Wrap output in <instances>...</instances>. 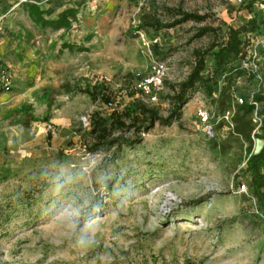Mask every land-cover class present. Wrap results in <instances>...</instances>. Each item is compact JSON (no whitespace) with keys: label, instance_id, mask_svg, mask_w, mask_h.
<instances>
[{"label":"rangeland","instance_id":"374dc122","mask_svg":"<svg viewBox=\"0 0 264 264\" xmlns=\"http://www.w3.org/2000/svg\"><path fill=\"white\" fill-rule=\"evenodd\" d=\"M7 1L0 64L14 86L0 95V264H264V214L246 169L249 149L257 153L264 140L254 137L257 115L238 112L239 99H251L264 81L262 48L261 69L236 79L222 105L199 88L180 121L156 124L138 145L90 152L82 123L111 111L85 89L102 85L124 108L142 97L137 83L155 58L178 84L194 51L226 40L230 25L256 14L263 35L262 0L253 12L252 0H40L57 12L81 7L71 31L49 33L33 24L28 2ZM182 11L210 16L161 30L146 24L171 23ZM206 23L218 36L195 38ZM206 63L213 67L212 56ZM167 91L164 85L156 103L165 116ZM200 107L216 113L212 133L199 122ZM238 127L253 128L252 143ZM76 210L79 216L68 215Z\"/></svg>","mask_w":264,"mask_h":264},{"label":"trees","instance_id":"16d2710c","mask_svg":"<svg viewBox=\"0 0 264 264\" xmlns=\"http://www.w3.org/2000/svg\"><path fill=\"white\" fill-rule=\"evenodd\" d=\"M17 1V0H16ZM39 1L28 2L26 4L29 15L35 18L37 24L44 28L61 29L70 31L77 22L78 15L81 12V3L85 5L94 0H79V5L67 7L57 14L55 19H47L45 16H51L55 13L56 7L42 9L39 6ZM256 0H252L248 4L250 12L256 7ZM10 5L7 0H0V16L3 11H7ZM181 17L175 19L171 23H161L159 20L146 23L147 26L155 30L175 27L187 21H194L198 24H203L209 18L208 14L180 12ZM145 26V25H144ZM140 28H143L141 26ZM219 29L206 23L201 25L195 38L203 37L207 34L218 36ZM261 20L256 14L246 22L238 26L230 25L228 28L227 39L222 42L213 41L206 49H196L194 51L195 62L191 68L188 77L178 83L173 84L164 81V85L168 87L165 97L162 99L167 102L168 114L162 115L160 108L156 103L149 102L143 96L133 99L124 108L115 107L109 113L102 111H94L91 113V125L89 129V151L97 152L102 149L120 148L122 146H135L143 141L142 134L151 131L156 124L169 126L174 122L180 121L183 115V109L191 100L192 95L199 89L205 90L208 98L215 105H222L223 98L227 94V90L232 86L234 81L246 74L255 76L250 71L243 67V60L247 56V34H261ZM87 41L91 40V35L87 36ZM62 48L76 50L78 52L88 51L84 43H63ZM264 50V49H263ZM212 56L213 67H208L206 56ZM261 69V68H260ZM264 82V81H263ZM263 82L258 91L252 94L251 99H243V103L238 106V112L243 117H249L256 113L261 119L259 130L260 133H255L254 137L264 140V86ZM223 84V85H221ZM93 102H104L107 105L112 102V97L109 91L102 85H96L92 89H85ZM162 93V92H161ZM160 93V94H161ZM230 107V105H228ZM226 107L225 109L229 108ZM205 108V107H203ZM206 109V108H205ZM209 111V110H208ZM215 114L213 111H209ZM214 120V119H213ZM254 127V126H253ZM251 127L249 130L236 129V132L243 135L246 140L252 143ZM133 133L132 136H127L126 133ZM50 137V135H48ZM246 161L247 172L250 174L249 190L256 197L260 209L264 214V145L257 153H251Z\"/></svg>","mask_w":264,"mask_h":264},{"label":"built area","instance_id":"2783aa9c","mask_svg":"<svg viewBox=\"0 0 264 264\" xmlns=\"http://www.w3.org/2000/svg\"><path fill=\"white\" fill-rule=\"evenodd\" d=\"M243 0H239L242 2ZM30 2V0H19V3ZM258 6V3H256ZM264 7V0H262L261 5L259 7ZM5 15L0 16V33L3 31ZM247 56L243 60V67L248 71H252L253 74L258 73L260 69V63L258 60V47L264 49V34L263 35H255L253 33L247 34ZM166 71L167 66L164 61L159 59H154L151 64L150 73L143 77L138 83L137 88L139 89L141 96L146 98L149 102L157 103L159 100L158 95L164 88V81L166 80ZM258 75V74H256ZM14 79L11 70L4 67L0 64V94L11 92L14 86ZM241 104L243 103V98L239 99ZM110 110L115 108V105L111 102L107 105ZM256 114V113H255ZM197 116L199 122L204 124L208 128V133H212L213 123L212 120L215 118V114H211L207 109L200 107L197 111ZM258 117V116H257ZM259 126H260V118ZM82 123L85 127H89L91 125V114L82 118ZM145 134V133H143ZM242 190L246 189L245 184L240 187Z\"/></svg>","mask_w":264,"mask_h":264},{"label":"crops","instance_id":"0c3cea01","mask_svg":"<svg viewBox=\"0 0 264 264\" xmlns=\"http://www.w3.org/2000/svg\"><path fill=\"white\" fill-rule=\"evenodd\" d=\"M42 8V7H41ZM48 8H50V7H47V8H45V9H48ZM52 8V7H51ZM42 9H44V8H42ZM64 10V9H63ZM62 11V10H61ZM61 11H58L57 12V9H56V11H55V13H57V14H59ZM54 13V14H55ZM54 14H52L51 16H45L47 19H55V18H57V16H53ZM28 16H29V18L31 19V21L33 22V24H35V25H37L40 29H42V30H44V31H46V32H48L49 33V31H47L48 29H50V30H52V31H58V32H69V31H66L64 28H61V29H58V30H56V29H53V28H44V27H42L41 25H39V24H37V22L35 21V18L34 17H31L30 15H29V12H28ZM78 19H79V15H78ZM71 31V30H70ZM89 36V35H88ZM65 43V42H64ZM67 43H71V42H67ZM73 43V42H72ZM76 44H81L80 42H76ZM1 45V44H0ZM2 94H4V93H1L0 95H2Z\"/></svg>","mask_w":264,"mask_h":264},{"label":"clouds","instance_id":"9594fccd","mask_svg":"<svg viewBox=\"0 0 264 264\" xmlns=\"http://www.w3.org/2000/svg\"><path fill=\"white\" fill-rule=\"evenodd\" d=\"M69 216H79V210H76L74 212H71L68 214ZM74 226V225H73ZM84 241L82 240L81 243H83Z\"/></svg>","mask_w":264,"mask_h":264}]
</instances>
